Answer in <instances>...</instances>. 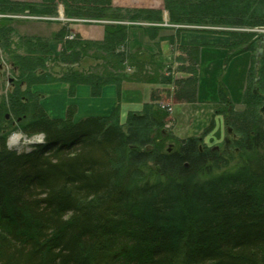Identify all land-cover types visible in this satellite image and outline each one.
Listing matches in <instances>:
<instances>
[{
	"label": "trees",
	"instance_id": "trees-1",
	"mask_svg": "<svg viewBox=\"0 0 264 264\" xmlns=\"http://www.w3.org/2000/svg\"><path fill=\"white\" fill-rule=\"evenodd\" d=\"M165 1L175 23L212 19L219 24L264 26V0ZM65 4L70 17L160 20L156 10L126 11L113 8L110 0H75V5L65 0ZM13 8L12 0H0V10ZM113 22L94 47L113 58L117 54V63L107 62L106 76L66 71L60 78L73 94L81 84H90L98 94L112 83L119 87L124 82L173 83L178 102H197L200 80L206 76L200 78L196 55L180 67L187 75L174 79L164 75L163 62L156 61L154 53L148 59L130 51V68L139 67L127 78L120 57L127 51L125 40L133 24ZM154 27L143 33L144 40L153 44L159 36ZM9 28L0 25L5 38ZM62 34L60 30L57 36ZM250 37L239 49L232 40L227 59L248 53L253 48ZM2 39L0 44L14 53L22 69L36 70L52 55L41 37L21 38L18 47L25 50L23 54L12 51ZM67 42L60 60L70 64L93 43ZM262 55L258 94L245 99V111L237 112L232 105L226 110L227 124L241 136L224 151L204 146V137L196 136L179 138L173 148L164 150L170 138L162 133L167 113L154 104L156 94L141 111L127 115L125 129L119 108L112 117L75 121L76 108L70 107L65 118L53 119L40 98L33 96L32 85L22 91L18 81L9 101L0 102V122L10 109L18 119L16 127L26 134L44 132L46 141L30 151L12 150L8 134L0 131V264H264V115L258 108L264 103V43ZM148 64L158 67L150 66L153 70L148 72ZM112 70H116L113 77ZM163 77L169 79L162 81ZM36 79L29 76L28 84ZM218 90L229 105L226 86L221 83ZM214 127L211 123L204 135Z\"/></svg>",
	"mask_w": 264,
	"mask_h": 264
},
{
	"label": "rangeland",
	"instance_id": "rangeland-1",
	"mask_svg": "<svg viewBox=\"0 0 264 264\" xmlns=\"http://www.w3.org/2000/svg\"><path fill=\"white\" fill-rule=\"evenodd\" d=\"M14 3L13 10L15 11H6V10H0V25L6 24L10 26V30L7 31L9 36L7 38L4 37L3 32L0 30V38L5 39V42L7 43V46L11 45L12 51L18 52L19 54L25 53L24 49H19L18 44L21 42V38H36L41 37L48 41V47L52 51V55L46 59V61L43 64H40L36 66V70H29L25 67L22 69L21 64L19 62V59L14 57V53H7L6 52V46H2L0 44V102L3 100L9 101V95L11 92H13L17 86V83L19 81H22L21 83V90L25 91L27 89L32 88V92H34L33 96H36L37 98H40L43 96L42 91H35L33 89L34 87H40L41 89H53L55 86H67L68 84L61 80L60 76H66V71L70 70H79L83 73H94L98 75L106 76V72H104V68H107L106 64L108 61H111L114 63H117V54L114 56H110V53L106 52L105 50L96 49L94 46L97 44L96 42H100L104 40L105 37V28L106 25L110 23H115L113 21H116V23H121L122 21H118L111 19V18H89L86 15H80V16H68L69 14L66 12V4L65 0H12ZM112 3L113 8L117 9H124L128 10L126 8L133 9H139V8H146L150 10H156L158 13L157 15L160 16V22L157 20H152L150 18L149 20H134L130 21L128 19L124 20L122 23L126 25H131L130 30L132 31L130 34L129 40H125L126 43V50L124 52L125 56L123 54L120 57V63L123 65H126L124 68L123 73L127 74L126 77H131L128 73L137 72V68L132 67L131 63L128 61L130 59V56L128 57V53L130 51L138 53L137 56L144 57L146 56L149 59V53H164L163 52V46L167 43V52L166 54H169L172 56L168 62H163V69H164V75L168 76L169 72H173L170 70L178 71L175 64L179 61L178 56L181 54V48L179 44L176 42L177 38L181 36L184 33H187L190 30H196L201 32H210V33H219L221 37L228 36L235 42V45L237 49L239 47L247 45L249 43L248 34H251L250 41L253 42V48H251L248 53H250V59L247 56L246 62L249 65L248 68H246L247 73L245 76V79L243 80V90L242 95L239 94L237 102H230V104L226 105L223 100H220V103L218 106H214V108H211L217 113V115H213V112H207L209 111V107L207 106L210 104L209 102H202L201 105L197 104H191V105H180V102L175 100V93L174 89L172 87H175L172 83H158L159 86L152 87L153 94H156L160 99L169 101L172 104H175L174 106V112L173 116L175 117V124L172 128H169L168 133L165 131V126L162 128V133H165V135H169L168 141L164 144V150H170L173 148L176 144V140L179 138H186L189 136H196V137H204L203 143L204 146H218L220 148V151H224L226 148L225 145V137L228 135L227 132V115L226 110L229 108L230 105L233 106V110L237 109V112H243L246 110L245 106V99L249 97L251 93L254 92V89L256 88L259 92V79H256L258 77L259 73V67H260V61L263 55L260 57L256 56V50L259 47L263 48V44L261 43V37L256 40L253 36V34H257L258 36L263 34L264 26L259 27H242L244 24H242L240 21L235 22V24H219L214 23L212 19H205L200 20L199 23L193 22V20L187 21L186 19H182L181 22L176 21L177 23L173 22L171 19L170 10L166 4L165 0H110ZM70 4L75 5V0H70ZM41 11L44 9H51L52 11L49 13H42V12H36ZM126 13V12H125ZM8 15V16H3ZM128 16V14H125ZM3 19H10V20H3ZM111 19V20H110ZM247 19H245L246 21ZM206 21V22H205ZM150 25L155 26V30L158 33V40L156 42L150 43L144 40L143 33H146V30L149 28ZM244 29V30H241ZM62 30L64 31V34L62 36L58 37L57 33ZM243 34H240L243 32ZM240 32V33H239ZM146 35V34H145ZM2 39V40H3ZM78 39H85L93 42L91 44V49L87 47L88 49L84 52L82 58L73 64H70L68 62H64V60H60V56L64 51V48L68 46L67 41H77ZM12 41V42H11ZM67 42V43H66ZM130 44V45H129ZM129 45V50H128ZM66 46V47H65ZM236 49V48H235ZM124 47L120 49L121 53L123 52ZM230 52L231 49L229 48ZM128 52V53H127ZM127 53V55H126ZM195 54V52H193ZM85 55V56H84ZM96 56V58H95ZM176 56V61H175ZM110 58V59H107ZM99 60H98V59ZM249 59V60H248ZM244 63L239 66L243 67ZM146 71H150L152 68L155 70L157 69V65H145ZM152 68H151V67ZM155 66V67H154ZM250 67V68H249ZM152 69V70H153ZM176 69V70H175ZM112 77L116 70H112ZM35 75L37 77L36 80L32 82V84H28L29 76L32 77ZM177 75V74H175ZM110 78V76H108ZM172 77V76H168ZM163 77L162 81H167L169 78ZM13 80L14 82H10L9 79ZM19 79V80H18ZM33 79V78H32ZM66 81V78H63ZM129 84H135L133 86L128 85L129 88H127V91L125 93H129L126 95L129 98L128 102L129 104L132 102L142 101L143 100V90H141L137 85H141V83L137 82H127ZM259 83V84H258ZM115 85V83H112ZM84 85V84H82ZM89 85L91 88L92 86ZM117 85V84H116ZM173 85V86H172ZM241 85V84H239ZM68 90H70V94L73 95L70 85H68ZM61 88V87H60ZM176 90V88H175ZM11 91V92H10ZM139 91V92H137ZM10 92V93H9ZM102 92V91H101ZM241 93V92H240ZM93 96L100 95L101 93L94 94L92 89ZM238 93H234V96H237ZM35 99V98H34ZM134 99V100H133ZM235 101V100H234ZM5 102V101H4ZM41 103V100H39ZM43 103V101H42ZM41 103V105H42ZM197 103H199L197 101ZM264 103L261 104V106H258L260 109L263 106ZM43 107V105H42ZM134 105H126L125 109L130 110L128 114L132 111H134ZM44 108V107H43ZM45 109V108H44ZM132 109V110H131ZM118 110V109H117ZM120 110V109H119ZM125 110V111H126ZM46 111V109H45ZM197 111V112H196ZM47 112V111H46ZM48 113V112H47ZM114 113L110 116L105 117H112ZM5 116V117H4ZM8 116V118H7ZM14 113L10 109H6V114H3L2 121L0 122V131L1 133H7L9 139V144L11 146H19L20 151H30L34 145H36V140L34 141L33 138H38L39 140L46 141L45 134L39 136L40 132H37L34 136L33 134H26L23 130L16 127L18 123V119L14 117ZM50 116V115H49ZM209 116V117H208ZM66 117V116H65ZM63 117V118H65ZM127 113L122 114L120 111V120L122 124L125 126ZM11 118L12 121H9ZM86 118V117H84ZM113 121V120H111ZM214 123L215 127L214 130H212L210 133H208L206 136L203 134L205 129L211 124ZM15 133L21 134L22 138L19 142L12 144L11 140L13 139V136ZM241 133L235 131V137L231 136V141H234L236 138L240 137ZM232 144V142H230ZM231 146V145H230ZM152 149V148H151Z\"/></svg>",
	"mask_w": 264,
	"mask_h": 264
},
{
	"label": "crops",
	"instance_id": "crops-1",
	"mask_svg": "<svg viewBox=\"0 0 264 264\" xmlns=\"http://www.w3.org/2000/svg\"><path fill=\"white\" fill-rule=\"evenodd\" d=\"M176 42L179 44L180 48L182 47L180 52L182 55L178 56L179 62L190 63L192 56L196 55L200 78L202 79L205 75V79L207 80L206 82L204 81L205 79L203 81L200 80L201 85H199L198 94L199 103H180V105H201L202 102H209L210 104L207 105L209 111L207 112L211 111L214 115L215 111L211 108H214V106L216 108L220 103L218 85L221 83L226 86L231 100L234 103L237 102L239 94L242 95L244 87L243 80L247 73L246 68L249 66L244 56L250 59V53H244L228 60L231 39L228 36L222 38L219 33L190 30L179 36ZM167 46V43L163 46L164 53L162 54L154 52L156 61L168 62L172 57L169 55L170 53L166 54L168 50ZM193 52H195V54H193ZM242 63H244V66L240 67L239 65H242ZM128 85L133 86L135 84L124 82L120 87L116 84H108L102 89L101 94L97 96H93L92 88L87 84L79 85L73 95L70 94L68 85L60 86L61 88H56L54 86L53 89L48 90L45 88L41 89L37 86L33 89L43 92V96L40 97V100L41 103L43 101L42 105L51 117L63 118L67 115V111L70 107H75L76 113L74 120L79 121L89 116H110L118 108L122 114L127 113L128 115L130 110L125 109L126 105H134V111H141L146 103L151 102L152 87L146 84L137 85V87L144 92L143 100L129 104V98L127 97L126 99V95L129 93H125L127 88H129ZM236 91L238 95L234 96ZM202 97L208 100L203 101Z\"/></svg>",
	"mask_w": 264,
	"mask_h": 264
},
{
	"label": "water",
	"instance_id": "water-1",
	"mask_svg": "<svg viewBox=\"0 0 264 264\" xmlns=\"http://www.w3.org/2000/svg\"><path fill=\"white\" fill-rule=\"evenodd\" d=\"M261 43H264V30H263V34H262V40H261ZM263 53V48L262 47H259L257 50H256V56L257 57H260ZM254 93H257V89L255 88L254 89ZM261 114H264V105L263 107L261 108L260 110ZM227 132H228V135L226 136L225 138V142H226V145H228L231 140H230V137L231 136H234L235 137V130L232 126H227ZM151 146H148V149H150ZM215 149H219L218 146L214 147ZM152 164V163H151Z\"/></svg>",
	"mask_w": 264,
	"mask_h": 264
},
{
	"label": "bare ground",
	"instance_id": "bare-ground-1",
	"mask_svg": "<svg viewBox=\"0 0 264 264\" xmlns=\"http://www.w3.org/2000/svg\"><path fill=\"white\" fill-rule=\"evenodd\" d=\"M170 71H173V70H170ZM175 74H177V72H175V71H173V72H169V74H167L168 76H172V78H176L177 77V75H175ZM173 84V83H172ZM51 117V116H50ZM51 118H53V119H61V118H55V117H51ZM228 126H231V125H229L228 124ZM204 133H205V131H204ZM203 133V134H204ZM45 133L44 132H40L39 133V136H41V135H44ZM34 136H38V135H36V133H34L33 134ZM22 135L21 134H19V133H15V135L13 136V139L11 140V143L12 144H15V143H17V142H19L20 140H21V137ZM33 140L35 141V140H38L39 141V139H37V138H33ZM7 144H8V147L10 146V144H9V139H8V141H7ZM10 149H12V150H19L20 151V148H19V146H11V147H9ZM218 150H220V148L218 149Z\"/></svg>",
	"mask_w": 264,
	"mask_h": 264
},
{
	"label": "built area",
	"instance_id": "built-area-1",
	"mask_svg": "<svg viewBox=\"0 0 264 264\" xmlns=\"http://www.w3.org/2000/svg\"><path fill=\"white\" fill-rule=\"evenodd\" d=\"M161 107L164 108V109H166V110L169 111L170 113L173 112V107H172L169 103H165V102H164V103L161 104ZM171 125H172V123L169 122V123L166 125V127H167V128H170Z\"/></svg>",
	"mask_w": 264,
	"mask_h": 264
},
{
	"label": "flooded vegetation",
	"instance_id": "flooded-vegetation-1",
	"mask_svg": "<svg viewBox=\"0 0 264 264\" xmlns=\"http://www.w3.org/2000/svg\"><path fill=\"white\" fill-rule=\"evenodd\" d=\"M9 81H10V82H14V78H13V80H11V78H10ZM10 92H11V91H10ZM7 117H8V116H7ZM232 142H233V141H232Z\"/></svg>",
	"mask_w": 264,
	"mask_h": 264
}]
</instances>
